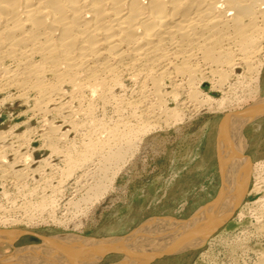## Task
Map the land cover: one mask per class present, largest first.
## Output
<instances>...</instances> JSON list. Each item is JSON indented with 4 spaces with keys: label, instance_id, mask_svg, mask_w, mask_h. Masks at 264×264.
Wrapping results in <instances>:
<instances>
[{
    "label": "bare ground",
    "instance_id": "obj_1",
    "mask_svg": "<svg viewBox=\"0 0 264 264\" xmlns=\"http://www.w3.org/2000/svg\"><path fill=\"white\" fill-rule=\"evenodd\" d=\"M262 53L264 0H0V93L6 92L10 99L13 89H16L19 97H28L30 93H34L37 109L45 112L49 110V114L51 111L65 114L62 116H65L63 122L71 124L72 129L80 130L81 125L85 124V119L82 118L84 123L75 120L79 117L81 109L72 108L67 101L62 100L70 98L69 100L75 101L85 93L104 100L121 98L125 94V78H130L138 84L137 89L131 91V97L135 98L130 99L131 102L128 103L133 109L132 119H123L119 131H114L115 127L110 128L109 132L112 134L103 138L91 127L92 131L100 134L96 140L89 138L92 136L87 134V131L89 136L86 137L90 141L86 143L82 139L85 143L77 146V150L67 148L68 150L60 151L59 146L53 147L54 152H62L66 160V172L61 169L64 176L66 175L63 179L67 182L77 171V188L74 186L77 189H74L77 191V199L74 195L62 204L65 210V216L62 217L64 221L54 215L55 211L62 209L60 198H52L55 194L49 195L47 191V195L43 192L40 200L35 202L36 207L38 205L43 209L41 211L53 213L52 218L57 223L68 224L66 221L70 218L67 213L72 209L79 211L83 216L87 215L89 207L108 197L114 188V180L109 181L108 178L109 171L114 168L112 165L116 167L115 164L125 156L127 151H123V144L132 146L133 142V145H136L134 143L139 134L154 132L152 129L158 127L162 130L164 126H185L196 120L198 117H194L203 110L223 113L217 140L220 188L216 197L198 208L190 218H151L138 230L122 238L86 237L76 233H60L54 236L36 234L42 242L29 245V252L18 258L9 256L6 258L8 264H98L110 252H123L126 255V261L118 264H140L150 262L165 253L204 244L211 233L232 216L249 191L253 161L245 153L247 138L244 130L249 122L264 115V92H260L263 86L261 76L264 57H260ZM239 68H248L247 71L252 73L247 90L242 87L241 95L237 94L238 88H234L233 80V83H230L229 75L230 70L232 77L235 73L238 74ZM241 74H238L239 78L245 75ZM226 81L229 83L228 89L225 88ZM205 82L212 83L213 93L202 87ZM217 90L222 91L223 97L213 96ZM250 99L252 102L246 104ZM87 108L84 109L91 112L93 107L91 110ZM51 123L48 122V129H45L43 134L49 141L45 140L48 146L54 145L53 142L57 139L60 140L56 131L61 128V124ZM102 124H105L106 128V123ZM207 126L209 127V124ZM97 128L99 126L95 129ZM0 133L4 134L3 131ZM65 134L62 133L63 137ZM4 136L0 135V139L4 140ZM66 136L68 137L67 134ZM146 136L148 137L145 134L143 142L147 140ZM70 140L72 142L71 138ZM14 146L10 150L14 152L13 155L18 152L17 148V152L13 151ZM73 152H76L77 157ZM5 153L4 149L0 150V180L23 185L28 178L27 172L21 167L17 169L18 159L17 162H14L15 159L9 162ZM131 153L133 154L132 151ZM29 156L25 155L24 160L27 161ZM48 158L40 164L46 163L45 166H48ZM128 161L123 164L127 165ZM93 163L97 164L95 169L91 167ZM260 165L263 168L264 161L257 163L256 167ZM38 170L39 168H36L32 171ZM116 172L115 174H118ZM63 179L61 178L62 181ZM61 180H58L60 185ZM52 187L54 186L50 188ZM258 187L261 185L255 187L259 191ZM61 189L58 192L63 195L64 189ZM0 192L7 194L3 187ZM83 205L86 206L84 209ZM263 210L264 207L260 211ZM1 219L0 223L3 224H13L15 221ZM257 220L255 232L264 234V218ZM75 226L77 227V224ZM24 233L27 231L19 228H0V241L5 240L13 246L14 241ZM25 248L23 247V251ZM259 252L261 251L257 253ZM17 254L19 255L20 251ZM258 256L260 257H257L256 262L254 260V264H264V252Z\"/></svg>",
    "mask_w": 264,
    "mask_h": 264
},
{
    "label": "rangeland",
    "instance_id": "obj_2",
    "mask_svg": "<svg viewBox=\"0 0 264 264\" xmlns=\"http://www.w3.org/2000/svg\"><path fill=\"white\" fill-rule=\"evenodd\" d=\"M260 57H264V53H262ZM262 60H264V58H262ZM247 70L248 68H239V70L237 71L238 74H241L243 71L241 75L245 74L248 77L247 78L245 75V77L240 75V78L242 80L236 73L234 74L235 76L232 77L231 75L233 73L231 72V70H228L231 80L229 81L230 83L234 82L235 86L237 84V86H234V88H238L237 94L239 95H241V92L246 87H248L247 85L250 82L249 76H251L252 73H249V71ZM244 71H246V73ZM125 79V94L123 93L124 95L122 96L124 97L126 95L124 98L116 97V99L114 98L115 100L111 98H109L110 100H104L99 96L96 97L95 95V97L98 99L96 100L94 95L90 93H85L86 96L84 94L83 97H80L78 100L75 101L69 100L70 98H66L64 99V101L62 100V102L67 101L72 108L82 110V112L81 110H79L81 114H78L79 117H77L76 120L74 119V117L76 116L73 117V119L78 123L84 121L82 118L85 119L86 126L85 124L84 126L81 125L80 130L79 128L72 129V127H70L71 124L68 123L69 125H67V123L63 122L65 121V116H62L65 114H62L60 112L58 113L57 111H55L57 113L51 111L49 114V110H46L47 112H45L42 109H37V101H34V99H36V95L34 93H30L28 95L29 98L27 96L19 97V95H17L16 93V89H13L11 90V99L8 97V94L6 92L0 93V131L4 132L3 135L1 133L0 135L1 137L5 135L3 137L4 140L0 139V150L4 149V152H6L5 154H7L5 156L9 162H13L14 159V162L18 161L17 164L19 163V165L16 168H23L24 171L27 172L28 177L26 178L27 181L21 186H19L18 184L16 185L13 182H6L0 180V184L2 183L0 185V189L2 190L3 187L7 191V194H3V192H0V208L1 206H3L0 210V219H7L8 222H12L13 220H15L13 221V224L0 223V228H19L20 230L27 231V233L22 234L21 236H19V238L14 241L13 246L5 240L0 241V264H8L6 258H8L9 256H17L18 258L26 252H29V245L32 246L40 244L42 241L37 235L54 236L59 235L60 233H76L86 237L92 236L96 238H115L114 236H116V238H122L128 234H131L132 231L136 229L138 230L140 226H142L144 223L147 222L148 219L151 218L160 216H173L182 219L190 218L192 215H194L198 208L205 205L216 197L221 184L218 166L219 153L217 140L223 113L221 111L214 112L209 110H203L197 116L194 117H198L192 122L194 126H192L191 128H188L186 124L185 126H180L184 127L187 130L193 129L192 131H196L197 127H199V125H201L202 123L206 125L209 124V132L207 133L208 136H206V140L203 142L204 144L202 143L200 145L199 142L195 144L194 142L196 139H194L193 141L188 140L191 145V150L193 152H190V155H187L186 150L183 149V145L186 144L184 141L185 137H183V135L187 132L182 133L178 131V127L171 128L164 126L162 127V130H160L161 128L158 127V129L155 130L152 129V131L154 132L144 133V136L142 134H139L137 137L138 139L136 140L135 138L136 141L134 140V144L136 145H133V142L132 146H130L128 143L125 145L123 144V151L129 152H126L125 156L123 154L124 157L122 159L124 161L121 159L119 163L115 164L117 168L121 165L122 167L117 169L114 165H112V167L114 168H111V170L109 171V181L114 180V183H112L114 188H112L109 194L110 196L108 195V197H106L101 203H97L96 205L89 207V212L87 215L83 216L79 211L77 212V210L72 209L67 213V217L70 218H67L69 219L66 221V223L68 224H61L57 223L56 220H53V213L49 211L47 212L46 210L41 211L43 209H41L38 205L37 207L35 206L36 203L40 200V197L48 191L49 195L55 194L52 196V198H56L57 200L60 198L61 200L60 202L62 209L55 211L54 215L57 218H62L65 216V210H63L62 204H64L65 201H67L74 195L75 199H77V191H75L77 190L75 189L77 188V171L74 175L67 179V182L69 181L67 184L66 180L63 179L66 176H64V171L67 167L65 163L66 160L64 158V154L62 152H54L53 147L59 146V149H61L60 151H65L68 149H71L72 151L74 149L77 150V146L83 145L85 142L87 143L88 141H90L86 136L91 135L92 137L89 136V138H91L92 140H96L101 134L103 138H106L107 136H109V134H112L109 132L110 128L113 129L115 127L114 131H119L122 128L121 123H123L125 120H129L130 117L132 119L131 114H133V109L128 103L135 98L131 97L133 95L131 91L133 89H137L138 84L132 79L130 80V78ZM211 82L214 83L213 81ZM211 82L203 83L202 87L206 91H211L213 93V91L211 90ZM244 82L246 85L244 84ZM228 84L229 83H227L225 86V88L227 89ZM220 90H217V93H214L215 95L213 96H215L216 98L223 97V93ZM260 92L263 93V90H261ZM260 92L259 94H261ZM98 97L100 98V100ZM1 99L3 100V103ZM91 101L93 103H91ZM94 101H96L97 103ZM78 102L80 103V105ZM88 102L90 105L88 104ZM105 102L110 104H105ZM251 102V99L247 100L246 104ZM33 103L36 105V107ZM85 105L89 108H87ZM90 106L91 108L93 107L92 110ZM84 108H87V110L90 109L91 112H94L91 113L90 111H86V109ZM89 114L91 115V117L95 116L93 117L94 119L91 118ZM48 122L53 125H57L54 123H58L59 125L61 124V128L59 127V129L61 130L58 129L59 131H56V136L60 137V140L57 139L56 142H53V144L55 143L56 145L54 144L48 146L49 141L47 140L45 135L43 136V134L45 133V129L46 131L48 129ZM94 122H96V124L98 125H96ZM102 122L106 123V128H104L105 124H102ZM96 126H99L100 129H95ZM108 126L109 128H107ZM91 127L94 129V131L97 130L95 132H99L100 134H96L94 131H92L93 129H91ZM66 129H68V131ZM75 129L77 130L75 131ZM81 130L82 132H80ZM8 131L9 133H7ZM87 131L89 132L87 133ZM244 132L247 138V146L245 153L252 158L253 169L248 185L249 191L245 195L240 205L235 209L232 216L226 221V223H224L213 233H211V235L208 237L204 244H200L195 247H189L178 252L165 253L159 257H156L150 262L140 264H254V260L255 262L258 260L257 257H260L258 256V254L260 255L262 252H264V234H257L255 232L257 226L256 224H258L257 219L264 218V210L260 211L264 207V205L261 204L264 203V167L262 168V165H260L257 168L256 164L261 161H264V115L260 118L255 119L252 122H249L245 126ZM62 133H66L68 137L66 136V134L64 135L65 137H63ZM86 133L89 135H87ZM190 133L191 131L189 132V134ZM145 134L148 135V137L146 136L147 140L143 142ZM70 138L72 139V142ZM82 139L83 141H85L84 143L83 141H81ZM45 140L48 142L46 143ZM13 144H16V147ZM176 144H178L177 149L175 147ZM3 145L5 148H3ZM17 145H20L21 147ZM12 146H14L13 151H22L30 155L29 158L31 157V160H29V158L26 159L27 161L29 160V163L24 160L25 155L27 156L26 153L24 154L22 152H17L15 153V155H13L14 152L10 151L12 150ZM128 146L130 147L128 148ZM176 150L177 154L175 152ZM131 151L133 152V154L131 153ZM73 155L77 157L76 152H73ZM133 155L136 158H134ZM9 157L12 159H10ZM127 157L129 159H127ZM46 158H48L47 160L49 164L48 166H45L46 163H43L42 167L40 163ZM16 159L18 160L16 161ZM126 159L129 160L127 162V165L126 163L123 164L127 161ZM172 160H175V162H172ZM24 161L26 162V165ZM94 164L95 163L91 164V167L95 169L97 167V164ZM52 166H59L61 168H53ZM36 168H39V170L37 172H33L32 170ZM61 169H64V171H62ZM112 170L114 173L112 172ZM115 170L118 172V174H115ZM49 172L51 174H49ZM79 173H81V171H79ZM56 175L58 177H55ZM35 177L39 182L37 180L34 181ZM51 177H53L54 179ZM60 177L63 179V181L65 180V184H62L64 182L61 180ZM161 177L163 178L160 179ZM59 179L62 181V186L58 182ZM259 180H261V182ZM109 181L107 182L108 184L110 183ZM50 185L54 187L50 188ZM257 185H261V187H258L259 191L258 189H255ZM61 188L64 189L63 195L62 192H58V190H62ZM74 192H76V194ZM79 196L80 195H78V197ZM47 207H49V205ZM82 207L84 209V207L86 206L83 205ZM261 212L263 214H261ZM80 215L81 217H78ZM259 215L261 217H259ZM62 219L63 221L65 220L64 218ZM75 224H77V227L75 226ZM25 246H27L28 248L26 247V249ZM13 247H15L16 250ZM23 247L25 248L24 251ZM18 250L20 251L19 255L17 254L19 253ZM258 251L261 252L257 253ZM125 256L126 255L123 252H110L106 254L98 264H118L120 262L123 263L126 261H124ZM240 260L242 262H240Z\"/></svg>",
    "mask_w": 264,
    "mask_h": 264
},
{
    "label": "crops",
    "instance_id": "obj_3",
    "mask_svg": "<svg viewBox=\"0 0 264 264\" xmlns=\"http://www.w3.org/2000/svg\"><path fill=\"white\" fill-rule=\"evenodd\" d=\"M262 74H263V76H261V90H263V92H264V66H263V71H262ZM187 126H189L188 128H191L192 126H194V124L191 122V123H189V125L188 124H186ZM183 130V131H182ZM193 129H189V130H187V129H185L184 127H180L179 129H178V131H180V132H182V133H185V132H187V133H185L184 135H183V137H185V143L186 144H184L183 145V149H185L186 150V153H187V155H190L189 153L191 152V153H193L192 152V150H191V145H190V143H189V141L188 140H194V139H196L195 140V144L197 143V142H199V144L201 145L206 139V136H208L207 135V133L209 132V130H208V126L206 125V124H201V125H199V127H197V130L195 131H192ZM191 131V133L189 134V132ZM217 136V135H216ZM177 143V142H176ZM199 145V146H200ZM176 149H177V147H178V144H176ZM174 148V147H173ZM197 148V147H196ZM191 150V151H190ZM176 152V154H177V150L175 151ZM175 162V160H172V162ZM172 164V163H171ZM176 164V163H175ZM163 177H161L160 179H162Z\"/></svg>",
    "mask_w": 264,
    "mask_h": 264
}]
</instances>
